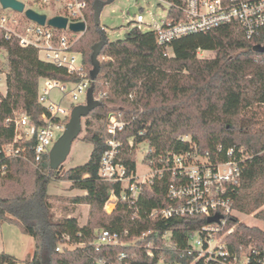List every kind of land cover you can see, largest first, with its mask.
<instances>
[{
	"label": "trees",
	"instance_id": "1",
	"mask_svg": "<svg viewBox=\"0 0 264 264\" xmlns=\"http://www.w3.org/2000/svg\"><path fill=\"white\" fill-rule=\"evenodd\" d=\"M88 0L87 28L76 49L83 55L86 70L92 68L91 55L96 43L105 41L99 56L100 72L91 81L94 94L101 105L86 118L84 140L93 143L87 163L62 172L50 168L49 157L31 163L21 157L0 153V180L8 183L6 194L0 195V222L15 224L35 240L34 253L26 264H91L95 257H106L118 263L121 252H127L131 264L168 263L191 264L196 253L191 250L188 236L207 222L206 217L185 216L152 220L151 209L169 203L167 188L172 174L156 178L152 184L142 185L136 204L120 199L111 213L104 209L112 190L120 195L118 183L104 181L100 174V160L108 139V118L118 110L127 121L120 135L124 141L121 159L128 174L136 171L134 147L147 142L151 148L148 157L157 160L169 152H194L216 163L230 158L228 150L244 148L249 158L242 165L240 184L230 190L234 209L254 214L264 222V51H255V45L264 46V31L249 39L234 24H224L206 32L184 35L168 46L159 45L153 32L132 28L127 36L110 40L95 21L94 5ZM179 1V0H171ZM0 48L7 52L8 72L6 93L0 92V148L12 142L15 136L13 119L24 111L38 120L46 112L38 101L41 78L57 81H77L76 75L54 64L40 60L38 50L23 46L16 39H7L0 33ZM168 48L175 54V62L182 68L169 70L165 76V89L157 86V70L145 73L142 65L168 60ZM203 50L214 51L213 57H200ZM101 56H108L102 59ZM124 60L132 63L122 65ZM240 87L237 112H213L211 105L223 99L234 98L232 87ZM116 86L123 89L117 97ZM134 91L133 100L128 94ZM224 107V106H222ZM187 136L188 138L182 139ZM133 138L135 146L130 147ZM31 179L29 187L27 180ZM53 179L69 180L72 189L85 190L75 195V204L90 206L89 219L80 225L76 216L55 219L48 185ZM136 213V215H135ZM238 221V218H236ZM239 222V221H238ZM232 224V223H231ZM107 228L121 233L122 240L132 242L151 231L135 244L103 247L97 251L92 245L96 230ZM124 230H128L125 234ZM169 230L174 249L163 247L161 234ZM154 240L155 256L147 254L145 244ZM255 243L258 255H252L249 264H264V230L257 225L240 223L228 236L229 245L239 250ZM74 243L75 249L59 244ZM84 243V246H80ZM18 259L0 252V264H17Z\"/></svg>",
	"mask_w": 264,
	"mask_h": 264
},
{
	"label": "built area",
	"instance_id": "2",
	"mask_svg": "<svg viewBox=\"0 0 264 264\" xmlns=\"http://www.w3.org/2000/svg\"><path fill=\"white\" fill-rule=\"evenodd\" d=\"M19 1L25 4L22 12L11 7L4 8L0 1V33L7 39L18 40L23 46L35 47L40 60L54 64L79 78L77 81L67 82L41 78L43 86L39 84L38 101L47 111L42 113L38 120L32 119L27 113L9 119L14 122L15 136L12 142L0 148V153L38 163L45 156L50 158L53 146L65 132L73 108L87 103V92L91 87L92 79L90 72L84 66L82 52L76 49L77 42L86 29L77 32L71 28V24L85 22L87 28L88 0H31L42 6V11L29 6L24 0ZM132 1V5H135L137 0ZM27 9L45 14L47 17L45 24L27 17ZM6 10L13 13H6ZM55 16L66 17L67 26L60 28L49 24V19ZM124 16L127 17L125 35L120 38L125 37L130 29L138 28L143 32H153L156 42L162 46H168L173 40L184 35L206 32L224 24H234L251 39L264 31V0H156L154 9L143 7L133 15L126 10ZM101 28L107 36L110 34L107 27ZM101 58L109 57L101 56ZM60 83H73L75 88L72 95L66 92L67 86ZM55 87L63 92L58 103L53 102L50 96L51 90ZM94 96L100 100L104 93ZM134 97L135 92L131 91L128 98L133 100ZM69 99H72L71 103L66 104ZM123 114L122 110L115 111L107 121L109 136L101 156L99 174L104 181L120 184L121 191L120 195H117L115 190L111 191L105 208L110 203L116 207L120 199L136 204L144 183L152 184L156 178L171 173L172 181L167 188L169 203L151 209L149 217L152 220L185 216L206 217L207 222L188 236L190 248L196 253L192 263L249 264L252 255L259 254L257 248L250 246L248 251H245L244 247L235 250L227 241V237L236 230L239 223L236 221L237 215L230 190L240 184L242 165L249 158L244 148H240L238 153L234 147L230 148L228 150L230 158L216 163L194 152L185 154L169 152L155 160L148 157L151 148L147 142L135 146L133 138H130L129 145L135 146V151L142 144L146 143L148 146L144 151L142 163L149 168V171L141 179L137 175V167L136 171L129 175L121 159L124 141L120 135L127 125ZM58 133L61 135L56 139ZM184 138L188 137H182ZM108 212L111 213L112 210ZM217 214L220 215L218 221H208L209 217ZM124 233L127 234L128 230H124ZM150 233L151 231L144 232L138 239L126 243L122 240L121 233L100 228L96 230L92 245L100 251L107 246L135 244L137 240L143 239ZM160 238L163 247L175 248L169 230L161 234ZM154 244L153 239L145 244L150 257L155 256ZM84 245V243L80 244V246ZM132 256L127 252H121L118 263L100 256L95 257L91 264H131ZM259 261L262 263L263 257L259 258Z\"/></svg>",
	"mask_w": 264,
	"mask_h": 264
},
{
	"label": "rangeland",
	"instance_id": "3",
	"mask_svg": "<svg viewBox=\"0 0 264 264\" xmlns=\"http://www.w3.org/2000/svg\"><path fill=\"white\" fill-rule=\"evenodd\" d=\"M27 2L29 6H33L34 8L42 11V6L39 4H35L34 2H31V0H24ZM135 5L133 4L132 0H114L111 3H108L104 6L101 16H100V26H105L109 29L110 34L108 35V38L110 40H115L123 35H125V26H126V19L127 17L124 16V13H126V10L130 11V15H133L134 13H138L140 9L145 7V9H151L155 8L156 0H137L135 2ZM6 13H13L10 10H6ZM69 34H72L71 32L67 31ZM168 60L164 61H157L153 63H146L143 64V70L145 73H149L151 70H157V77L158 81L157 86L159 89L164 90L165 89V76L169 70H173L175 68L180 69L182 66L178 63L173 61L175 54L172 51L171 48H168ZM215 54L214 51L210 50H203L199 52L200 57H213ZM128 63H132L130 60H124L122 62V65H127ZM8 59H7V52L5 49L0 48V92L6 93V73L8 72ZM40 86H43V81L40 80ZM66 85V92H69L70 95H72V92L75 88V85L73 83H60V85ZM116 92L118 93L117 97H122L123 89L121 87L116 86ZM240 87L238 84H234L232 87V91L234 92V98L229 101H223L221 103H217L216 105L211 106V110L213 112H220V111H227V112H236L238 109V94H239ZM69 95V98L71 97ZM51 100L55 103H58L63 96V92L60 91L59 88L55 87L51 90L50 93ZM81 99H83V95H81ZM72 99L67 100L66 104L71 103ZM49 103V102H48ZM224 106V107H222ZM24 111H18L16 113L17 118L20 117L22 114H24ZM86 118L84 117L82 120V132L80 135L74 140L70 153L68 154L66 160L63 162L61 166L62 172L65 170H68L73 167H77L80 165H83L88 162L90 159L92 150H93V143L88 140H84V136L86 133ZM61 133H58L57 138L60 137ZM147 144H142L137 148L136 151H134L135 158L137 161V175L142 179L143 175L149 171V168L142 163V157L144 155V151L147 148ZM27 187H29L31 183V179L27 180ZM7 184L5 182L3 183L2 180H0V195L6 194ZM48 192L50 194V201L52 204V213L54 215L55 219H61L66 216H76L78 218V221L80 225H84L88 222L89 219V210L90 206L87 204H75L73 202V197L75 195H83L85 194V190L80 189H72L71 182L69 180H58L53 179L48 185ZM111 204V203H110ZM105 211L107 213H110L108 211H111L107 208H105ZM115 209L113 207L112 211ZM236 215L238 218V225L240 223H245L248 225H257L260 228L264 230V222L257 219L254 214H244L241 212L236 211ZM238 227V226H237ZM1 234H0V247L1 244H5V246L8 248L10 246L12 250L21 258V260L18 261L17 264H26L24 260L28 256V254H32L34 251V240L30 235L22 234L20 232L19 228L12 223L8 222H1L0 225ZM21 235H24L23 237ZM26 237V238H24ZM228 241V237H227ZM77 245L74 243H68V244H59V247H68V249H75ZM250 246L258 247L254 242L251 243L249 246L245 247L244 250L248 251ZM157 264H180V263H168L164 260H160ZM196 264V263H191Z\"/></svg>",
	"mask_w": 264,
	"mask_h": 264
},
{
	"label": "water",
	"instance_id": "4",
	"mask_svg": "<svg viewBox=\"0 0 264 264\" xmlns=\"http://www.w3.org/2000/svg\"><path fill=\"white\" fill-rule=\"evenodd\" d=\"M4 8L11 7L19 12H22L25 8V4L19 0H0ZM114 0L98 1L94 5L95 10V21L97 24L100 23V16L104 6ZM26 15L32 20L39 22L40 24H45L46 15L40 14L33 9H27ZM68 19L63 16H55L49 19V24L57 26L60 28H65L67 26ZM71 28L74 31H84L86 29L85 22L72 23ZM127 36V34H126ZM105 45V41L96 43L93 46V53L91 55L92 68L90 70L91 79L95 80L100 72V59L99 56ZM255 51H264V46L255 45L253 48ZM101 105V101L96 99L94 96V88L91 86L87 92V103L76 105L71 113L69 122L66 125L65 132L57 140L50 152V168L57 170L59 169L63 162L66 160L68 154L70 153L72 144L74 140L82 132V120L84 117L89 116V114ZM220 215L211 216L208 218L209 222L218 221Z\"/></svg>",
	"mask_w": 264,
	"mask_h": 264
},
{
	"label": "crops",
	"instance_id": "5",
	"mask_svg": "<svg viewBox=\"0 0 264 264\" xmlns=\"http://www.w3.org/2000/svg\"><path fill=\"white\" fill-rule=\"evenodd\" d=\"M240 91V90H239ZM226 99H223V100H221L220 102H218V103H221V102H223V101H225ZM216 105V104H215ZM212 106V105H211ZM237 111H238V109H237ZM236 111V112H237ZM220 112H227V111H220ZM86 193V192H85ZM0 225H1V222H0ZM18 227V226H17ZM19 228V227H18ZM20 230V229H19ZM1 229H0V234H1ZM20 232H22L21 230H20ZM22 234H25V233H23L22 232ZM26 235H28V234H26ZM22 237L24 236V235H21ZM31 236V235H30ZM32 237V236H31ZM24 238H26V237H24ZM33 238V237H32ZM33 240H34V238H33ZM34 250H35V240H34ZM2 251H4V252H6V253H9V254H11V255H14L18 260H21V258L14 252V250H12V248L10 247V246H8V248L5 246V244L3 243V244H1V247H0V252H2ZM33 253H34V251H33ZM32 253V254H33ZM32 254H28V256L26 257V258H28V257H30Z\"/></svg>",
	"mask_w": 264,
	"mask_h": 264
},
{
	"label": "bare ground",
	"instance_id": "6",
	"mask_svg": "<svg viewBox=\"0 0 264 264\" xmlns=\"http://www.w3.org/2000/svg\"><path fill=\"white\" fill-rule=\"evenodd\" d=\"M107 207H108L109 210H112L114 205L113 204H109Z\"/></svg>",
	"mask_w": 264,
	"mask_h": 264
}]
</instances>
